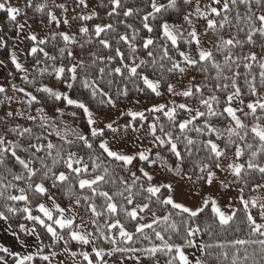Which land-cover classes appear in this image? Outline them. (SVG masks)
Masks as SVG:
<instances>
[{"label":"snow or ice","instance_id":"snow-or-ice-1","mask_svg":"<svg viewBox=\"0 0 264 264\" xmlns=\"http://www.w3.org/2000/svg\"><path fill=\"white\" fill-rule=\"evenodd\" d=\"M0 14V264H264V0Z\"/></svg>","mask_w":264,"mask_h":264},{"label":"trees","instance_id":"trees-1","mask_svg":"<svg viewBox=\"0 0 264 264\" xmlns=\"http://www.w3.org/2000/svg\"><path fill=\"white\" fill-rule=\"evenodd\" d=\"M95 2V6L99 5L100 0H94ZM100 14L103 17L104 16V10L100 9ZM29 23L33 25L34 30L41 32L42 36L46 35L50 30V28H45L44 24L41 22V18L39 15H33V13L29 12ZM3 14H0V17H2ZM105 20L107 19L106 17H104ZM21 22H23V20H21ZM99 22V21H96ZM3 24V20L0 19V25ZM54 28V26H53ZM7 31V28L5 29ZM62 30H66V29H62ZM9 35H11V32H9ZM12 42H10L11 44ZM30 44V42L25 41L23 44V49H25L28 45ZM24 55V54H23ZM5 57V53L3 50H0V59H3ZM11 66H9V69H2V76H1V80L0 83H4L5 82V77H7L8 75V71L10 70ZM15 83H17L18 85L21 83V81L17 78L15 81Z\"/></svg>","mask_w":264,"mask_h":264},{"label":"rangeland","instance_id":"rangeland-1","mask_svg":"<svg viewBox=\"0 0 264 264\" xmlns=\"http://www.w3.org/2000/svg\"><path fill=\"white\" fill-rule=\"evenodd\" d=\"M89 3H90V7L92 6H95V2L94 0H89ZM31 30H34V29H31ZM30 29H25V32L27 33L28 31H31ZM67 30V29H66ZM36 31V30H35ZM40 36H42L41 32H38L36 31ZM23 44H19V47L17 48V55L18 57L21 59V61L23 62L24 61V55H23V52L21 51L23 49ZM158 99V98H157ZM159 102H163L162 100H160ZM233 195H235V193H233Z\"/></svg>","mask_w":264,"mask_h":264},{"label":"crops","instance_id":"crops-1","mask_svg":"<svg viewBox=\"0 0 264 264\" xmlns=\"http://www.w3.org/2000/svg\"><path fill=\"white\" fill-rule=\"evenodd\" d=\"M1 76H2V68H0V80H1ZM0 236L6 237V233H4L2 229H0ZM10 239H11L10 237H6V239H0V243L5 244V246H10V244L8 243Z\"/></svg>","mask_w":264,"mask_h":264}]
</instances>
